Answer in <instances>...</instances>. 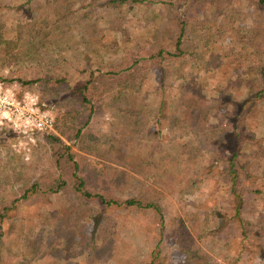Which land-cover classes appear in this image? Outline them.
Instances as JSON below:
<instances>
[{
	"label": "rangeland",
	"instance_id": "1",
	"mask_svg": "<svg viewBox=\"0 0 264 264\" xmlns=\"http://www.w3.org/2000/svg\"><path fill=\"white\" fill-rule=\"evenodd\" d=\"M28 1L5 0L7 6L0 7L5 38H15L18 32L26 37V26L37 15L35 9L29 11ZM164 1L172 2L174 7L165 10L156 5L125 4L110 16L101 6L92 10L102 51L89 57L88 61L86 53H78L81 45L76 35L66 38L62 47L54 43L32 49L20 48L23 54L35 56L37 62L23 57L19 62L3 66L0 60V195L9 202L22 198L26 186L21 182L26 178L32 179L31 182L43 179L38 195L19 200L0 221V264H183L186 245L177 241L174 231L182 228L191 231L190 220L193 219L194 229L205 235L198 244L209 257L210 264H261L258 246L264 249V231L257 238L252 236L251 240H244L235 223H228L217 233L219 222L215 217L220 214L230 218L233 207L226 184L217 173H200L196 177L200 168L189 167L184 171V176L189 179L187 185L182 192L173 194L160 188L168 190V182L156 184L152 178L135 176L131 179V188L115 196L120 202L135 197L160 200V215L153 210L106 206L97 199L88 200L74 192L69 181L56 194L45 191V183L47 186L54 184L55 179L64 174L62 170L66 166L61 158L64 146L81 155L90 167L98 170L103 167L97 157L78 151V142L73 140L74 130L62 128L66 132L64 136L57 130L66 122L65 110L80 108L78 99L83 93L78 86L84 84L89 73L104 68L103 64H108L111 70L110 66L116 64L114 70L117 71L132 66L137 53L141 59H148L157 46L173 52L174 23L187 18L189 23L181 46L184 59L163 65L165 80L168 87L176 86L181 78L193 80L203 88L196 90L197 94L206 95L205 101L214 105L215 99L240 91L235 77L244 70L248 56L256 52H262L261 57L264 55V38L253 40L250 34L259 23V19H254L256 14H262L256 12L248 0H188L185 9L186 6L180 7L183 0ZM38 4L32 2L31 8ZM18 5L21 7L16 8ZM249 18L254 21L250 23ZM19 26H22L21 31ZM50 40H57V37H50ZM199 52L206 53L207 62H211V54L219 58L209 67L211 73L203 74L204 62L196 55ZM141 64L147 68L146 61ZM161 70H154L140 95L152 106L158 102L154 93L161 83ZM47 72L65 77L69 87L63 84L45 89L42 84L22 86L19 82L42 77ZM5 96L13 101L2 103ZM94 104L82 107L76 126L84 122L88 115L85 109L90 107H94L91 119L94 130L104 128L109 122L108 116L97 112ZM39 121L47 122L42 130L36 127ZM254 121L258 122L254 125L257 135L264 137V113L259 121ZM212 122L221 124L220 115ZM166 136L178 137L181 142L198 148L196 142L187 137V130L166 129ZM68 137L70 140L66 139ZM138 153L143 154V151ZM22 174L26 178L20 182ZM48 177L51 179L46 180ZM171 186L182 187L177 182ZM244 218L252 221L251 231L258 230L257 217L251 218L247 214ZM96 225L99 229L93 239L92 231Z\"/></svg>",
	"mask_w": 264,
	"mask_h": 264
},
{
	"label": "trees",
	"instance_id": "2",
	"mask_svg": "<svg viewBox=\"0 0 264 264\" xmlns=\"http://www.w3.org/2000/svg\"><path fill=\"white\" fill-rule=\"evenodd\" d=\"M4 1L0 0V7L3 9L7 6ZM248 1L256 12L262 14L261 16L256 14L254 18L257 21L259 19V23L256 29L251 30V38L253 40H257L258 37L264 38V0ZM32 2L39 4L36 8H31ZM187 3L188 0H183L180 7L187 8ZM125 4L156 5L164 7L165 10L174 7L172 2L164 0H29L27 2L29 11L35 9L37 15L32 18L30 24H27L26 37L18 32L15 38H5V24L1 19L2 10L0 11V60L3 61V66L19 62L23 57L37 62L35 56L23 54L20 48L32 49L54 43L62 47L66 38L68 40L72 35H76L81 45L78 53L80 55L86 53L88 61L89 57L99 55L102 51L100 47L102 41L96 36L98 24L93 20L92 12L101 6L110 16ZM19 7L21 5L16 6ZM254 19L249 18L250 23ZM188 23L187 18L178 19L174 23L173 52L157 46L146 60L141 59L142 56L137 53L129 68L116 71L114 70L116 64L110 66L112 70L108 64H103L104 68L89 73L84 84L78 86L83 93L78 99L80 108L65 110L63 117L66 122L58 126L57 130L62 136L66 135L65 131L74 130L73 140L78 142V151L97 157L103 167L99 170L90 167L81 155L64 146V153L61 155L66 166L62 170L64 174H60L54 184L50 182L47 186L45 183L44 188L53 195L63 190L69 181V187L88 200L97 199L106 206L125 205L127 208L153 210L160 215L161 209L158 206L160 200L135 197L120 202L115 196L129 190L135 176L152 178L156 184L168 182L170 186L168 190L160 187L166 193L182 192L184 185H187L186 181L189 180L184 176L185 169L200 168L195 176L200 173L201 175L217 173L225 182L226 192L233 201L230 218L220 214L215 217L219 222L216 226V229H219L217 233L222 232L228 223H235L242 238L251 240L252 236L257 238L260 232L264 231V137L258 136L254 128V125L258 124L254 120L259 121V117L264 113V55L261 57L262 52H256L248 56L244 70L235 77V80L239 81L236 87L240 91L215 99V104L209 105L205 101L206 95L197 94L203 88L193 83V80L181 78L182 83L170 87L165 80L166 69L163 65L167 66L184 59L185 53L181 46ZM21 29L22 26H19L18 30ZM55 36L57 40H50V37ZM112 44L115 48L116 42L113 41ZM103 47L105 49L107 46L104 44ZM62 49L67 52L66 49ZM196 55L204 62L201 67L205 70L203 74L211 73L209 67L219 58L211 54L209 56L211 62H207L205 52ZM145 61L147 68L141 64ZM158 68L162 69V79L154 93L158 100L157 105L152 106L140 95L145 82ZM82 73L83 71L80 72ZM95 73L98 75L95 76ZM19 82L22 86L42 84L45 89L63 84L68 87L70 85L65 77L56 76L51 72L39 78ZM92 103H95L97 112L108 116L109 122L104 124V128L94 130L91 126L94 107H90L85 109L88 115L84 122L76 126L75 124L80 121L82 107ZM218 114L222 123H211L212 119L217 120ZM166 129L187 130V137L190 136L198 148L194 149L190 143L181 142L178 137H167ZM52 138L58 141L57 138ZM66 139L70 140V137ZM133 146L136 148L133 149ZM139 151H143V154H139ZM199 157L203 158L199 160ZM24 174L21 175L20 182L26 178ZM28 179L21 182L26 186L22 198L9 202L0 195V221L19 200L24 201L38 195L43 179L36 182ZM50 179L51 177H48L46 180ZM175 182L182 187L171 186ZM247 214L251 218L257 217V231L250 230L252 221L244 218ZM191 221V231H186V228L174 231L178 236L177 241L186 245L183 264H210L209 257L198 244L205 235L194 229L195 219ZM98 229L99 225H96L92 231L93 239ZM258 248L259 259L261 264H264V249L259 246ZM1 249L0 242V255Z\"/></svg>",
	"mask_w": 264,
	"mask_h": 264
},
{
	"label": "built area",
	"instance_id": "3",
	"mask_svg": "<svg viewBox=\"0 0 264 264\" xmlns=\"http://www.w3.org/2000/svg\"><path fill=\"white\" fill-rule=\"evenodd\" d=\"M3 99H4V101L2 103H4V104H9L10 101L12 100L8 96H5ZM12 103H14V102H12ZM45 125H47V122L43 123V122L39 121L38 123H36V127L39 130H42L45 127Z\"/></svg>",
	"mask_w": 264,
	"mask_h": 264
}]
</instances>
